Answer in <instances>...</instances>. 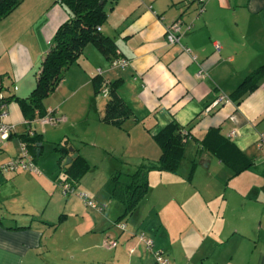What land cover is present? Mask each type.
I'll use <instances>...</instances> for the list:
<instances>
[{"label": "crops", "instance_id": "0c3cea01", "mask_svg": "<svg viewBox=\"0 0 264 264\" xmlns=\"http://www.w3.org/2000/svg\"><path fill=\"white\" fill-rule=\"evenodd\" d=\"M202 6L199 11L190 0L107 1L100 32L113 38L128 63L111 67V59L85 45L44 99L45 108L61 117L57 126L25 124L15 98L31 92L54 33L69 14L55 0H23L0 20V88L12 96L6 122L14 126L0 139V165L17 155V136L26 127L43 136L34 161L42 171H0V264H155L154 250L172 264H264V156L255 147L264 134V75L236 101L212 106L264 65V0H204ZM175 19L190 52L166 42L165 28ZM200 69L203 76L197 75ZM96 76L101 90L116 81L117 95L131 110L120 127L100 120L107 97L95 92ZM172 121L199 142L206 137V148L226 139L250 165L234 174L189 138L193 149L183 174L181 161L175 172L149 170L146 193L124 214L111 193V175L156 160L154 135ZM77 123L85 124L80 133ZM45 141L61 148L51 149L48 162ZM77 143L114 153L107 172L86 171L75 184L96 208L79 191L60 196L55 188L59 153L63 160L79 154L95 167ZM139 233L152 240L151 249Z\"/></svg>", "mask_w": 264, "mask_h": 264}, {"label": "trees", "instance_id": "16d2710c", "mask_svg": "<svg viewBox=\"0 0 264 264\" xmlns=\"http://www.w3.org/2000/svg\"><path fill=\"white\" fill-rule=\"evenodd\" d=\"M22 1L0 0V20L7 17ZM55 1L67 11L69 19L57 27L52 45L41 62L35 85L29 95L24 98H15L25 117L24 120L28 122L46 113L43 103L44 99L54 91L61 80L63 72L79 57L85 45L93 44L107 59L119 58L120 55L113 38L100 32V26L107 17L105 5L107 1L113 3L115 0ZM262 75H264V65L257 67L246 75L228 98L236 101L243 93L253 90ZM115 85L116 81L112 82L107 88V99L100 120L120 127L123 121L131 116V110L117 95ZM93 87L96 93L100 92L103 87L100 77L96 76L94 78ZM4 98L8 102L12 96L4 94ZM17 137L20 143H25L33 161H36L41 154L42 134L26 127V131ZM189 138L195 139L190 134L189 129L172 121L154 135V140L160 149L156 160L136 165V168L131 173L116 170L111 175L109 181L110 190L113 197L123 204L124 214L132 211L139 199L146 193L148 187L147 172L149 170L170 172L177 170L184 156V148ZM205 140L206 137L200 142L196 140L201 147L200 149H208L214 156L226 163L234 174L243 171L250 165L251 160L246 159L243 154L232 150L230 148L231 144L226 139L218 140L216 146L211 148H206ZM52 150L60 151V144H54ZM59 155L57 183L59 181L67 182L72 188H75L78 179L89 169V164L79 154L71 159L69 163H65L66 159L63 160L64 155L62 153H59Z\"/></svg>", "mask_w": 264, "mask_h": 264}, {"label": "built area", "instance_id": "2783aa9c", "mask_svg": "<svg viewBox=\"0 0 264 264\" xmlns=\"http://www.w3.org/2000/svg\"><path fill=\"white\" fill-rule=\"evenodd\" d=\"M190 1L195 2L200 5L199 11L203 9L202 4L204 0H190ZM181 24L182 23L180 19H175L174 21H172L165 28V34H164L165 39L168 44H177L180 46L182 51L190 52V49L187 46L181 44L180 42V38L183 33ZM214 48L216 51H218L219 45L214 44ZM127 63H128L127 59L119 57V58L112 59L110 61V66L123 68L127 65ZM197 75L203 76L202 69H200L197 72ZM101 93L103 94V96H106L107 88L102 89ZM223 101H229L228 96L223 95V94L219 95L214 100L212 106H216ZM207 110H209V107L206 108V111ZM7 116H8V102L5 100L4 93L2 89L0 88V139L8 138L9 134H11L14 129L13 124L6 122ZM33 120L36 121L41 126H44V125L56 126L60 123L61 117L57 115L56 110L46 109V113L43 116L35 117V119ZM24 123L28 124L29 122L25 120ZM232 134H233V131L230 132L229 136H231ZM255 147L262 155H264V134H260L257 137V140L255 141ZM19 170H24V171L34 172V173H37L38 171L32 159V156L28 152L27 146L25 145V143H20V142H19V151L17 155L14 158L0 165L1 172H17ZM57 184L61 187V193L64 196L74 191V188H72L67 182L59 181V183ZM78 196L82 198L85 204H87L88 206L93 207V208L97 207L96 204L91 199L88 198L86 193L78 192ZM118 226L120 228H123L124 224L119 223ZM137 238L139 241L144 243L147 249H151L152 240L150 238L146 237L143 233H139L137 235ZM105 244H108L110 246H115L116 242L115 240L105 239ZM153 255H154L155 264H172L169 261L168 257L160 250H154Z\"/></svg>", "mask_w": 264, "mask_h": 264}, {"label": "rangeland", "instance_id": "374dc122", "mask_svg": "<svg viewBox=\"0 0 264 264\" xmlns=\"http://www.w3.org/2000/svg\"><path fill=\"white\" fill-rule=\"evenodd\" d=\"M2 49H3L2 45L0 44V50H2ZM99 97L102 99H105L102 96V93L99 94ZM83 127H85L84 123H77L75 131L77 133L78 132L80 133ZM46 128L49 129L51 127L47 126ZM187 142L188 143H186V146L184 148V156L181 159V167L179 168V173H181V174H183V169L185 168V165H186V169L189 165V163H188L189 159L188 158H189L190 152L193 149V140H188ZM77 145L81 149V151L89 157L90 165L95 166V167L90 166L89 169L87 170L86 174L92 173V174L99 175V174H103V172L108 171V169H109V163L108 162H109L110 158L114 156V153L111 150H109L107 148V150L104 151V150H101L99 148H94V147H91L90 145H86V144L77 143ZM52 147H53V143H49L48 141H45V143H44L45 152H43V154H44V157L46 158L45 159L46 162H48L52 158V155L50 153ZM262 156H264V155H262ZM35 166L38 170L40 169L36 164H35ZM22 171H24V170H19L17 172H22ZM39 171H42V169H40ZM14 173H16V172H14ZM32 174H33V172H32ZM46 187L48 188V191H51L50 188H52L53 186L52 185H46ZM55 188L58 191V193L60 194V196H62L61 187L59 185H56ZM77 191L85 192L82 190H76V188H74V192H77ZM71 193H73V192H71Z\"/></svg>", "mask_w": 264, "mask_h": 264}, {"label": "water", "instance_id": "95a60500", "mask_svg": "<svg viewBox=\"0 0 264 264\" xmlns=\"http://www.w3.org/2000/svg\"><path fill=\"white\" fill-rule=\"evenodd\" d=\"M39 145H40V144H39ZM71 150H72V148H71V147H68L67 149H63L62 152L65 153L66 151H71ZM37 154H38V150H37ZM74 156H76L75 153H74L73 156H71L70 158H66L65 163H69L70 160H71Z\"/></svg>", "mask_w": 264, "mask_h": 264}]
</instances>
